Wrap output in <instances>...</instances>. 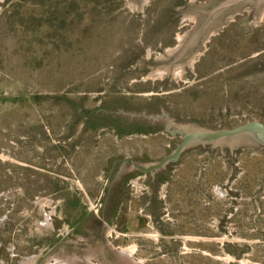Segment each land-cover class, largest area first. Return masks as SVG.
<instances>
[{
    "label": "rangeland",
    "instance_id": "1",
    "mask_svg": "<svg viewBox=\"0 0 264 264\" xmlns=\"http://www.w3.org/2000/svg\"><path fill=\"white\" fill-rule=\"evenodd\" d=\"M78 1L82 23L75 9L59 7L64 23L38 29L34 6L0 0V229L8 220L2 238L13 237L23 252L9 243L0 264H168L145 206L138 207L158 201L167 219L180 221L175 241L190 258L185 264H260L251 260L263 253L254 246L264 245V216L261 232L247 228L257 218L253 199L237 195L236 185L245 157L264 146H222L233 155L228 178L211 190L223 204L218 217L213 205L187 216L176 186L170 197L167 182L185 175L179 160L153 174L116 160L146 166L172 153L182 139L165 130L166 115L209 131L264 123V10L260 19L249 6L237 10L188 68L168 76L153 58L195 25L186 8L207 0H149L140 12L128 0H94L96 8ZM199 146L213 148L186 150ZM143 195L149 198L135 202ZM130 197L125 224L121 207ZM176 202L181 212L172 211ZM253 234L260 240H249ZM150 244L157 246L151 252Z\"/></svg>",
    "mask_w": 264,
    "mask_h": 264
},
{
    "label": "trees",
    "instance_id": "2",
    "mask_svg": "<svg viewBox=\"0 0 264 264\" xmlns=\"http://www.w3.org/2000/svg\"><path fill=\"white\" fill-rule=\"evenodd\" d=\"M10 0H7L9 2ZM18 2H28L32 6H34L35 12L38 14H34L33 18L37 21V28L43 27H54L56 23H64L65 18L60 17L63 13L67 12L68 9L73 8L77 12L76 18L79 23L83 22L84 13L79 12L80 10V2L78 0H17ZM56 1V6L54 2ZM97 2L102 3L101 0H95ZM60 3V5H59ZM83 5L85 7L91 5L95 7L94 0H83ZM59 7L62 8V12L59 10ZM96 8V7H95ZM169 19V18H168ZM167 20V19H166ZM39 29V28H38ZM194 151L198 153V156H195L192 159V162L188 160L190 154ZM236 151V150H235ZM234 151V152H235ZM249 153V152H248ZM245 153L243 155L250 156V154ZM264 148L261 153L255 156L249 157L250 160L246 159L243 162V166L245 167V173L243 177L238 181L236 185L237 195H243L246 198L253 199L249 206L251 207L252 214H256V220H253V223L248 225L247 228L253 231L262 230V222L260 219L264 216ZM240 154L238 151L235 152V155ZM232 151H230L226 147H214L211 148L209 146L206 147H197L191 151L185 150L179 159L178 164H184V172L185 175L181 176L180 179L174 180V183L167 182V191L170 193V197L172 198V186H176L177 191L182 194L181 202L186 200L187 207L190 208L189 214L185 213L187 216L193 215L194 212H207L211 205L214 206L215 212L213 213L215 216H219L223 212V204L221 202H214L213 194L211 192L213 186H222L225 180L228 178L229 174L232 171V166L229 165L230 158L232 157ZM226 162V165H225ZM130 194V193H129ZM235 194V193H234ZM149 198L147 195H143L139 200L135 201L133 197L122 202L121 218L124 219V223H127L128 218H126L127 210L129 208V202L132 203L145 200ZM178 201V199L176 200ZM125 205V206H124ZM124 206V207H123ZM144 207L143 211L146 213L147 218H149L152 228L155 230L156 234L160 237L159 246L163 248V252H166L168 256V264H185L188 259V256L181 257L179 255V246L180 244L175 241L177 233V226L180 224V221H176L171 219H167L166 216V206L164 202L158 201L157 203H151L150 205L146 204H138V207ZM172 211H179L181 209V203L176 202L174 206H172ZM142 211V209H140ZM181 212V210H180ZM248 213V214H250ZM246 215V217L248 216ZM244 215L243 211H239V213L234 214L236 218ZM211 217V216H210ZM236 220V219H235ZM252 221V219H250ZM8 220L4 223V228L0 229V259H4L6 256V248L10 243L15 247L14 251L20 255L22 254V250L18 248L15 244V239L13 237H7L8 239L2 238V232L7 231L9 224H7ZM175 222V223H173ZM235 226H239L238 221H232ZM246 228V224L244 225ZM12 236V232H11ZM262 239V238H261ZM249 240L258 241L256 234L249 235ZM48 240H46L47 242ZM123 246V242L120 243ZM157 247V246H156ZM153 245H148L146 249L149 252L153 251L155 248ZM256 252L259 249L264 250V245L256 244L254 246ZM259 250V253H262L260 257H254L251 262L258 261L260 264H264V251ZM19 251V252H18ZM2 261V260H1Z\"/></svg>",
    "mask_w": 264,
    "mask_h": 264
},
{
    "label": "water",
    "instance_id": "3",
    "mask_svg": "<svg viewBox=\"0 0 264 264\" xmlns=\"http://www.w3.org/2000/svg\"><path fill=\"white\" fill-rule=\"evenodd\" d=\"M128 1L137 12H140L149 0ZM246 6L252 8L256 19H260L264 10V0H207L204 3L190 4L186 8L184 16L194 18L195 25L182 36L177 46L153 58V68L157 72L168 76L182 72L188 68L196 50L209 33L225 22L237 10ZM162 115L166 114L162 112ZM166 117L168 126L165 130L172 135H174V132L179 134L182 139L172 153L166 155L160 161L146 166L138 164L130 157L118 161L124 164L131 163L134 169L142 173L153 174L166 165L177 162L183 152L195 144L211 145L213 148L227 146L231 150L240 146H264V123L259 120H247L231 129L209 131L191 124H175L167 115Z\"/></svg>",
    "mask_w": 264,
    "mask_h": 264
},
{
    "label": "flooded vegetation",
    "instance_id": "4",
    "mask_svg": "<svg viewBox=\"0 0 264 264\" xmlns=\"http://www.w3.org/2000/svg\"><path fill=\"white\" fill-rule=\"evenodd\" d=\"M119 160V159H118ZM118 160H116V163L119 162ZM91 216H90V213L88 212L87 215H85L83 218H82V221H86L88 219H90Z\"/></svg>",
    "mask_w": 264,
    "mask_h": 264
},
{
    "label": "bare ground",
    "instance_id": "5",
    "mask_svg": "<svg viewBox=\"0 0 264 264\" xmlns=\"http://www.w3.org/2000/svg\"><path fill=\"white\" fill-rule=\"evenodd\" d=\"M125 253H126V251L123 252V254H125Z\"/></svg>",
    "mask_w": 264,
    "mask_h": 264
},
{
    "label": "crops",
    "instance_id": "6",
    "mask_svg": "<svg viewBox=\"0 0 264 264\" xmlns=\"http://www.w3.org/2000/svg\"><path fill=\"white\" fill-rule=\"evenodd\" d=\"M147 218V216H145ZM144 221V219H142Z\"/></svg>",
    "mask_w": 264,
    "mask_h": 264
}]
</instances>
